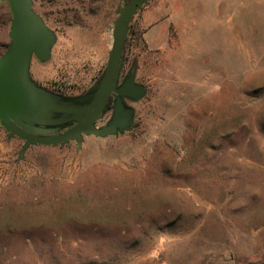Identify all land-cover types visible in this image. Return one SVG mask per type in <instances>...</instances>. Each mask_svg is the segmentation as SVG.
Returning <instances> with one entry per match:
<instances>
[{"label": "rangeland", "instance_id": "rangeland-1", "mask_svg": "<svg viewBox=\"0 0 264 264\" xmlns=\"http://www.w3.org/2000/svg\"><path fill=\"white\" fill-rule=\"evenodd\" d=\"M118 2L33 0L57 35L33 79L84 92ZM10 20L0 1V55ZM129 29V132L16 161L0 127V264H264V0H151Z\"/></svg>", "mask_w": 264, "mask_h": 264}, {"label": "water", "instance_id": "water-1", "mask_svg": "<svg viewBox=\"0 0 264 264\" xmlns=\"http://www.w3.org/2000/svg\"><path fill=\"white\" fill-rule=\"evenodd\" d=\"M11 14L9 44L0 55V127L22 145L16 161L32 146L76 143L85 137L107 138L132 129L135 108L147 92L138 82L137 61L124 71V45L130 22L151 0H119L112 22L111 45L101 75L82 93L66 95L36 82L31 62L50 60L57 35L33 8V0H0ZM111 101L109 116L104 111ZM100 121L103 123L98 124Z\"/></svg>", "mask_w": 264, "mask_h": 264}, {"label": "trees", "instance_id": "trees-1", "mask_svg": "<svg viewBox=\"0 0 264 264\" xmlns=\"http://www.w3.org/2000/svg\"><path fill=\"white\" fill-rule=\"evenodd\" d=\"M130 34H131V30L129 29V32H128V35H127V38H126V41H125L124 49L127 47V44H128V37L130 36ZM126 60H127V59H125V63H126ZM125 65H126V64H125ZM125 65H124V69H123V70H125ZM54 91H55V90H54ZM110 110H111V101H109V103L107 104L104 113H107V112H109Z\"/></svg>", "mask_w": 264, "mask_h": 264}, {"label": "flooded vegetation", "instance_id": "flooded-vegetation-1", "mask_svg": "<svg viewBox=\"0 0 264 264\" xmlns=\"http://www.w3.org/2000/svg\"><path fill=\"white\" fill-rule=\"evenodd\" d=\"M37 82V81H36ZM40 84V83H39ZM42 85V84H41ZM44 86V85H43ZM45 87H47V86H45ZM47 88H49V89H51V90H55L54 88H50V87H47ZM55 92H61V91H59V90H55ZM109 113H110V111L109 112H107V113H105V115H107V117L109 116ZM104 115V116H105Z\"/></svg>", "mask_w": 264, "mask_h": 264}]
</instances>
